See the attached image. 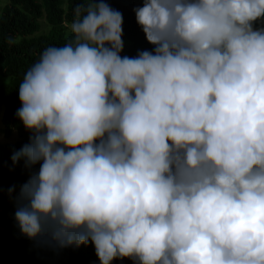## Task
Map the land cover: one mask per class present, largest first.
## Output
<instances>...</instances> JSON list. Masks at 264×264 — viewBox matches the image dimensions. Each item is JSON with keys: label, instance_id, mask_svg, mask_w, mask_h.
<instances>
[{"label": "clouds", "instance_id": "9594fccd", "mask_svg": "<svg viewBox=\"0 0 264 264\" xmlns=\"http://www.w3.org/2000/svg\"><path fill=\"white\" fill-rule=\"evenodd\" d=\"M85 3L18 86L22 234L101 264H264V0H142L135 57L123 13Z\"/></svg>", "mask_w": 264, "mask_h": 264}, {"label": "trees", "instance_id": "16d2710c", "mask_svg": "<svg viewBox=\"0 0 264 264\" xmlns=\"http://www.w3.org/2000/svg\"><path fill=\"white\" fill-rule=\"evenodd\" d=\"M123 13L125 50L122 55L135 57L141 50L153 49L136 22L133 9L142 0H106ZM86 6L85 0H8L0 6V108L3 132L16 138L0 142V264H101L91 243L59 248L48 237L30 239L22 234L15 212L20 187L39 165L31 169L22 159L14 164L15 152L30 143V133L17 116L22 104L18 86L25 73L50 46H63L74 39L67 29L75 19L74 9ZM50 27L40 31V18ZM264 26L257 22L256 27ZM112 264H133L131 259H116Z\"/></svg>", "mask_w": 264, "mask_h": 264}, {"label": "rangeland", "instance_id": "374dc122", "mask_svg": "<svg viewBox=\"0 0 264 264\" xmlns=\"http://www.w3.org/2000/svg\"><path fill=\"white\" fill-rule=\"evenodd\" d=\"M8 0H0V6H2L5 2ZM40 31H46L49 29L50 24L47 23V21L42 17L40 18ZM67 29L71 31V24L67 25ZM1 115H2V108H0V142H5L9 140H14L16 138V130H13L9 136H6L3 132V124L1 120Z\"/></svg>", "mask_w": 264, "mask_h": 264}]
</instances>
